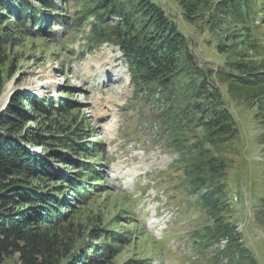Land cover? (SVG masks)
<instances>
[{
  "label": "trees",
  "instance_id": "obj_1",
  "mask_svg": "<svg viewBox=\"0 0 264 264\" xmlns=\"http://www.w3.org/2000/svg\"><path fill=\"white\" fill-rule=\"evenodd\" d=\"M173 1L198 34H217L216 48L230 60L227 69L202 60L198 40L182 30L175 14L160 1L79 0L72 18H93L99 45L120 47L135 87L145 89L148 98L159 93L170 144L183 163L185 189L197 199L204 217L196 227L195 242L216 248L226 256V264H258L232 219L233 159L227 150L236 149L241 132L217 83H227L233 97L255 109V119L264 129V63L249 54L261 55L263 50L248 20L252 12L259 15L258 2ZM66 5L57 0H0V91L15 49L28 38H42L37 35L46 32L50 21L64 20L67 15L57 10ZM229 28L223 37L221 32ZM241 35L248 46L228 41ZM53 93L42 97L16 92L0 114V261L18 254L20 264H113L124 234L110 226L118 218L103 209L90 226L77 219L80 210L94 207L107 193L95 186L105 183L93 165L99 156L93 154L90 137L96 136L68 88L58 100ZM31 120L38 127L27 130ZM261 136L264 141V130ZM40 145L45 147L42 153L34 150ZM59 161L65 166L59 167ZM262 202L264 223V198ZM147 259H131L128 264H150Z\"/></svg>",
  "mask_w": 264,
  "mask_h": 264
},
{
  "label": "rangeland",
  "instance_id": "obj_2",
  "mask_svg": "<svg viewBox=\"0 0 264 264\" xmlns=\"http://www.w3.org/2000/svg\"><path fill=\"white\" fill-rule=\"evenodd\" d=\"M57 1L61 6L67 3L57 10L67 17L61 22L50 21L46 32L37 35L42 38H28L15 49L13 61L6 65L0 102L10 82L14 84V93L35 92L45 97L54 92L57 100L68 88L78 101L81 115L88 117L92 134L96 136L90 137L95 142L93 154L99 156L93 165L105 180L102 186H95L97 191L107 193L101 195L94 207L80 210L77 219L90 226L91 219L95 220V214L103 209L118 218L110 226H117L124 234L113 264H128L131 259L140 258H149L150 264H226V256L219 255L216 248H206L194 240L196 227L204 217L197 199L185 189L183 163L178 161L177 150L170 144L169 122L158 92L148 98L145 89L135 87L119 47L108 42L99 45L93 32V19L72 18L77 15L79 0ZM153 1H160L173 12L182 30L198 40L202 60L218 69L228 68L230 60L217 50L219 40L213 30L200 35L194 24L181 15L176 2ZM257 2L256 10L260 13L254 16L252 12L248 20L263 50L261 55L252 51L249 54L263 64L264 0ZM231 29L223 30L221 35L226 37ZM228 41L248 46L244 35L230 37ZM48 75L59 82L41 85ZM34 81L38 87L30 84ZM217 83L224 90L241 132L234 145L236 149L227 150L233 159L229 170L232 219L258 264H264V223L260 216L264 198V141L261 140L264 129L255 119V109L233 97L227 83L219 79ZM17 88L22 90L16 91ZM8 104V99L0 104V114ZM37 127V121L31 120L26 129ZM192 134L191 130L189 136ZM44 149L40 145L34 150L42 153ZM57 164L65 166L60 161ZM235 191L237 199L233 196ZM132 222L135 224L130 229ZM0 264H20L19 255L8 256Z\"/></svg>",
  "mask_w": 264,
  "mask_h": 264
},
{
  "label": "bare ground",
  "instance_id": "obj_3",
  "mask_svg": "<svg viewBox=\"0 0 264 264\" xmlns=\"http://www.w3.org/2000/svg\"><path fill=\"white\" fill-rule=\"evenodd\" d=\"M59 81L56 79V77H53L51 75H48L46 77V80L41 84V85H48V84H56L58 83ZM30 84H32L33 87H38L39 85L35 84V81L34 82H30ZM14 89V84L13 82H10L6 85V89L3 93V96H2V99H1V102L0 104L3 105L4 102L8 99L10 93L12 92V90Z\"/></svg>",
  "mask_w": 264,
  "mask_h": 264
},
{
  "label": "water",
  "instance_id": "obj_4",
  "mask_svg": "<svg viewBox=\"0 0 264 264\" xmlns=\"http://www.w3.org/2000/svg\"><path fill=\"white\" fill-rule=\"evenodd\" d=\"M16 91H21L22 90V88H17V89H15ZM14 90V91H15ZM13 91L10 93V95H9V97H8V103H9V101H10V99H11V97H12V95H13Z\"/></svg>",
  "mask_w": 264,
  "mask_h": 264
}]
</instances>
